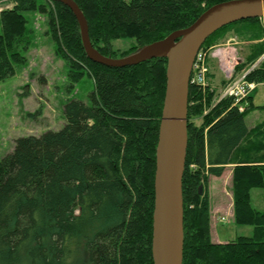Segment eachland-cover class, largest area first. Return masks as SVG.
I'll return each instance as SVG.
<instances>
[{
	"label": "trees",
	"instance_id": "obj_1",
	"mask_svg": "<svg viewBox=\"0 0 264 264\" xmlns=\"http://www.w3.org/2000/svg\"><path fill=\"white\" fill-rule=\"evenodd\" d=\"M91 42L119 58L187 28L215 4L229 0H75ZM8 2V0H7ZM0 11V80L26 63L31 42L26 11L49 14L57 54L72 81L89 73L91 102L65 104L63 129L19 137L0 160V264H154L152 252L156 152L167 85V58L106 67L86 55L74 12L55 0H9ZM232 33L248 41L237 74L264 53L262 18L223 26L202 46L207 84L190 82L188 150L183 176L184 264H264V211L252 206L264 192V122L254 128L234 98L219 99L232 78L220 74L210 49ZM130 40L127 49L113 41ZM235 79V78H234ZM249 79L264 81V60ZM232 165L234 220L252 236L215 242L209 177Z\"/></svg>",
	"mask_w": 264,
	"mask_h": 264
},
{
	"label": "rangeland",
	"instance_id": "obj_2",
	"mask_svg": "<svg viewBox=\"0 0 264 264\" xmlns=\"http://www.w3.org/2000/svg\"><path fill=\"white\" fill-rule=\"evenodd\" d=\"M3 2L8 8L13 5L9 0H2L0 4ZM25 15L32 31L31 42L23 52L27 61L17 67L15 75L0 80V160L14 149L19 137L40 136L48 131L63 129L67 122L65 104L74 98L90 103L95 90V80L88 72L76 82L72 81L70 68L66 60L58 56L56 42L49 31V14L36 10L26 11ZM247 43L249 42L237 39L230 32L223 37L221 43L210 49L212 53L217 48H224L222 58L218 55L213 57L225 79H234L240 75L235 67L243 61ZM113 44L115 48L127 49L130 47V40L118 39ZM251 97L254 109L245 117L249 129L264 122L263 83L251 93ZM232 170L230 165L224 177H209L207 184L212 215L211 238L219 243L243 235L252 236L254 232L252 225L237 224L234 220ZM211 178H214L212 182ZM251 203L253 207L264 211L263 189L253 188Z\"/></svg>",
	"mask_w": 264,
	"mask_h": 264
},
{
	"label": "water",
	"instance_id": "obj_3",
	"mask_svg": "<svg viewBox=\"0 0 264 264\" xmlns=\"http://www.w3.org/2000/svg\"><path fill=\"white\" fill-rule=\"evenodd\" d=\"M68 6L80 24L86 55L106 67L131 66L167 58V85L156 152L152 252L154 264H184L183 176L188 150V105L194 61L207 39L223 26L246 18L264 17V0H229L215 4L187 28L162 40L114 58L92 45L89 25L75 0H55Z\"/></svg>",
	"mask_w": 264,
	"mask_h": 264
},
{
	"label": "built area",
	"instance_id": "obj_4",
	"mask_svg": "<svg viewBox=\"0 0 264 264\" xmlns=\"http://www.w3.org/2000/svg\"><path fill=\"white\" fill-rule=\"evenodd\" d=\"M4 7H9L8 5L0 4V11ZM262 23L264 25V17H262ZM224 49V48H223ZM223 49L217 48L212 54L218 55L220 58L224 56L225 51ZM207 55L208 52L204 51L202 48L200 49L193 66V71L191 74V82H195L198 84H207L208 81V72H209V64H207ZM264 60V53H262L259 58H257L248 69L242 70L240 75H238L235 79L228 82L225 85V88L221 91L219 95V99H222L226 96L234 98V105H237L240 111H245L247 106L249 105V96L251 93L260 85V83L264 84V81L257 82L255 80L249 79L250 72L255 68L259 67V64ZM225 220V218H223Z\"/></svg>",
	"mask_w": 264,
	"mask_h": 264
},
{
	"label": "crops",
	"instance_id": "obj_5",
	"mask_svg": "<svg viewBox=\"0 0 264 264\" xmlns=\"http://www.w3.org/2000/svg\"><path fill=\"white\" fill-rule=\"evenodd\" d=\"M230 166V165H229ZM229 166H227L228 168H229ZM232 166V165H231ZM228 168H227V170H228ZM226 170V171H227ZM231 172V171H230ZM225 174H226V172L222 175V176H219L218 178H222V177H224L225 176ZM215 178H217V177H215ZM214 178H211V182H212V180H213ZM215 191H213V193H214ZM215 194H211V196H214Z\"/></svg>",
	"mask_w": 264,
	"mask_h": 264
}]
</instances>
